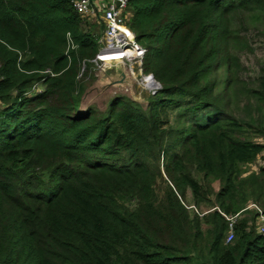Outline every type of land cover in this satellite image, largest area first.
<instances>
[{
	"label": "trees",
	"instance_id": "obj_1",
	"mask_svg": "<svg viewBox=\"0 0 264 264\" xmlns=\"http://www.w3.org/2000/svg\"><path fill=\"white\" fill-rule=\"evenodd\" d=\"M72 1L0 0V264H264L254 213L228 244L219 213H264V167L242 177L264 125L238 115L264 109V0H129L161 89L103 112L81 107L102 25Z\"/></svg>",
	"mask_w": 264,
	"mask_h": 264
},
{
	"label": "built area",
	"instance_id": "obj_2",
	"mask_svg": "<svg viewBox=\"0 0 264 264\" xmlns=\"http://www.w3.org/2000/svg\"><path fill=\"white\" fill-rule=\"evenodd\" d=\"M129 0H75L71 5L75 13L80 17L94 23L100 22L102 32L98 39L99 50L92 60L88 61L92 69L102 71L110 62H121L127 67L135 80L139 92L147 95H155L161 89L160 84L151 74L142 71L143 58L146 49L136 42L135 35L126 25ZM86 69V63H82L79 78ZM138 95H140L138 93ZM264 166V161L262 165ZM251 210L255 215V225L258 232L264 237V213L262 209L251 203L243 211ZM219 211V210H218ZM219 213L228 222V231L225 243H230L234 238L233 225L240 213L226 215Z\"/></svg>",
	"mask_w": 264,
	"mask_h": 264
},
{
	"label": "rangeland",
	"instance_id": "obj_3",
	"mask_svg": "<svg viewBox=\"0 0 264 264\" xmlns=\"http://www.w3.org/2000/svg\"><path fill=\"white\" fill-rule=\"evenodd\" d=\"M96 25H101V24L100 22H98ZM251 43H252L251 48H253V54H250L249 52L248 56L244 58L245 67H248V71L245 72V75H250V74L255 73L256 71H258L257 67H260V70L264 67V36L261 34L253 33ZM120 79L121 78L119 77V75L117 76L116 74L111 73V71H107L105 74H99L97 71L93 69L90 70L89 79L88 81H86L88 87L82 98L81 107L83 109L88 106L95 107L101 112H103L106 110L108 106V102L114 97L124 96V97L129 98V95L132 97L131 92H130L131 89L135 93L136 95L135 97L142 99L143 101L142 105L145 107L147 103L145 100L148 97L147 93L143 91L139 92V89H137L136 85L131 86L132 84L129 83V80L127 79V77L125 78L126 81L125 80H124L125 82L123 81L124 83L113 84L114 82L119 81ZM38 88H39L38 85L35 86L32 89L31 93L35 91H39ZM128 89L130 93H128ZM138 93L140 95H138ZM238 115L244 120L253 121L252 123L253 125H258V126L264 125V109L255 111V113L250 112V111H245V112L241 111ZM253 141L261 145H264V138L255 136L253 137ZM262 161H264V151H262L258 155L256 161L252 162L249 165V169L247 170L246 173L242 175V177L245 175L248 176V174H251V173H257L259 168L264 167V166H261ZM214 187L215 189H218L217 184H215ZM202 210H205V209L203 208ZM199 211L202 212L201 210ZM240 212L241 213L238 219H241L243 216H247V213L252 212V211L251 210H247V211L241 210ZM199 215L201 216L202 214H199Z\"/></svg>",
	"mask_w": 264,
	"mask_h": 264
},
{
	"label": "water",
	"instance_id": "obj_4",
	"mask_svg": "<svg viewBox=\"0 0 264 264\" xmlns=\"http://www.w3.org/2000/svg\"><path fill=\"white\" fill-rule=\"evenodd\" d=\"M107 71H111V73L116 74L117 76L119 75V77L121 78L119 81H116L113 84L124 83L126 81L125 78L127 77V79L129 80V83L132 84L131 86L135 85V80L133 79L132 74H130V71L121 62H110L106 69H103L102 71H97V72L99 74H105ZM130 92H131L132 97L129 95V98L142 105L143 104L142 99L135 97L136 95L132 89ZM130 92L128 89V93H130Z\"/></svg>",
	"mask_w": 264,
	"mask_h": 264
}]
</instances>
